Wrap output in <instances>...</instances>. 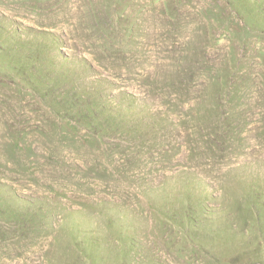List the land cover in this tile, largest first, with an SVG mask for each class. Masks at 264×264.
Here are the masks:
<instances>
[{
	"label": "rangeland",
	"instance_id": "374dc122",
	"mask_svg": "<svg viewBox=\"0 0 264 264\" xmlns=\"http://www.w3.org/2000/svg\"><path fill=\"white\" fill-rule=\"evenodd\" d=\"M0 206V264H264V0H0Z\"/></svg>",
	"mask_w": 264,
	"mask_h": 264
},
{
	"label": "trees",
	"instance_id": "16d2710c",
	"mask_svg": "<svg viewBox=\"0 0 264 264\" xmlns=\"http://www.w3.org/2000/svg\"><path fill=\"white\" fill-rule=\"evenodd\" d=\"M214 78V77H213ZM175 81H173V83H172V85L174 86V88H175V90L173 91V92H175V91H181V92H184V91H186L187 89H188V84L187 83H189L190 82V74H188L187 76H177L175 79H174ZM211 86L213 87V89L212 90H206L205 92L207 93V94H214V96H217L219 93H221L222 95H223V97H225V96H227V98L226 99H228V92H229V85L226 83L225 85H223V87L221 88V86H219V85H216L215 83H211ZM66 92H68V91H66ZM67 93H65V95H66ZM76 96V95H75ZM72 93L70 94H68V97H67V99L65 100H63L62 102V106H63V108H64V114L65 115H72V114H74V115H76V116H82V114L84 113V111H83V109H84V107L86 108V111H90L89 110V108L92 110V111H97L96 109L94 110V106H93V103L91 102V101H89V98H85V97H81V96H79V95H77L76 97H75ZM84 96V95H83ZM175 99H178L177 97H175ZM179 100V99H178ZM65 101H70L69 102V104L72 106V107H70V105L69 104H66V102ZM61 105V104H60ZM59 105V106H60ZM87 106V107H86ZM70 108H72V109H74V111H73V113L71 114V113H68L69 112V110H70ZM197 107H195L194 109H196ZM104 109V107H102V110ZM83 111V112H82ZM228 124H226V126H227ZM100 130H108L107 128H105L104 126H103V124L102 123H100ZM93 127H94V129L95 130H98L94 125H93ZM117 130H119V129H116L115 128V130H111L110 132H108L109 134H112V133H115ZM89 140V139H88ZM93 140H95L94 138H92V140L90 141V142H93ZM12 146L13 147H16L17 146V138H14V140H13V143H12ZM6 210H7V207H5V209L4 208H2V206H0V218L2 219V218H6L5 217V212H6Z\"/></svg>",
	"mask_w": 264,
	"mask_h": 264
}]
</instances>
